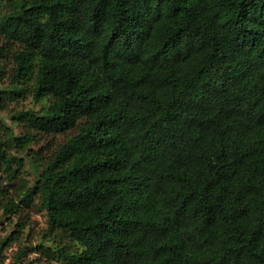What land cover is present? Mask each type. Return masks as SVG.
<instances>
[{
    "label": "trees",
    "instance_id": "trees-1",
    "mask_svg": "<svg viewBox=\"0 0 264 264\" xmlns=\"http://www.w3.org/2000/svg\"><path fill=\"white\" fill-rule=\"evenodd\" d=\"M11 1L0 111L51 103L0 120L2 245L39 207L62 264H264V0Z\"/></svg>",
    "mask_w": 264,
    "mask_h": 264
},
{
    "label": "rangeland",
    "instance_id": "rangeland-1",
    "mask_svg": "<svg viewBox=\"0 0 264 264\" xmlns=\"http://www.w3.org/2000/svg\"><path fill=\"white\" fill-rule=\"evenodd\" d=\"M15 7V2L11 0H0V10L8 11ZM0 46L6 47L7 50L14 49V46L10 43H6L4 39L0 37ZM4 58L1 62L0 69L4 70V75H0V92L14 91L16 93L20 92L19 88L12 86L10 79L8 77V71L10 69V56ZM4 94V93H1ZM23 96V95H22ZM51 98L46 97L42 99L41 102L35 104L32 96L29 94L24 95L19 99L18 102L7 103L9 109H2L0 111V120L5 126H8L15 135H23L24 130L21 126L17 125L10 117L9 110H25L34 109L39 115L46 113L48 107L50 106ZM40 144L37 142L30 148L37 150L41 146H48L50 143L53 147L60 141V137L51 138H37ZM15 154L16 152L13 151ZM19 157L25 158V170L28 171L30 162L26 158L25 153H19ZM30 183H33V175L29 177ZM25 216L28 218L29 224L23 232H19L17 238L11 240L6 245H2L5 237H11L16 234V219H7L5 215L0 211V264H62L60 261L54 259L50 249L54 243L52 239L50 240V234L47 229V217L44 210L39 207H35L30 212H25ZM45 252L40 251L41 247H46ZM25 252L24 256L18 260L19 253ZM50 251V252H49ZM50 254V256H48Z\"/></svg>",
    "mask_w": 264,
    "mask_h": 264
}]
</instances>
